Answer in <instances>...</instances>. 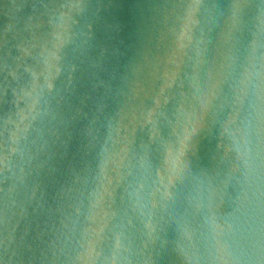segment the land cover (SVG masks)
<instances>
[{
	"label": "water",
	"instance_id": "water-1",
	"mask_svg": "<svg viewBox=\"0 0 264 264\" xmlns=\"http://www.w3.org/2000/svg\"><path fill=\"white\" fill-rule=\"evenodd\" d=\"M0 264H264V0H0Z\"/></svg>",
	"mask_w": 264,
	"mask_h": 264
}]
</instances>
